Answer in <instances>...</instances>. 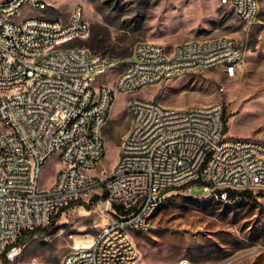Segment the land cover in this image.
Wrapping results in <instances>:
<instances>
[{
	"label": "built area",
	"instance_id": "obj_1",
	"mask_svg": "<svg viewBox=\"0 0 264 264\" xmlns=\"http://www.w3.org/2000/svg\"><path fill=\"white\" fill-rule=\"evenodd\" d=\"M222 1L248 24L264 13V0ZM49 6L0 0V264L22 253L25 231L48 226L62 208L84 204L104 185L113 214L59 264H137L132 231L151 226L170 189L200 184L225 198L264 192V141L229 136L222 103L171 106L136 94L214 68L235 76L247 55L243 40L193 38L172 49L142 40L130 58L110 57L80 44L92 28L81 5L67 21L46 16ZM115 70L113 83L99 81ZM120 94L131 96V126L112 169L97 174L104 127ZM52 158L59 167L43 185Z\"/></svg>",
	"mask_w": 264,
	"mask_h": 264
},
{
	"label": "rangeland",
	"instance_id": "obj_2",
	"mask_svg": "<svg viewBox=\"0 0 264 264\" xmlns=\"http://www.w3.org/2000/svg\"><path fill=\"white\" fill-rule=\"evenodd\" d=\"M48 1L45 15L65 21L81 5L92 28L80 44L110 57L130 58L142 40L168 49L193 38L228 35L243 40L247 55L235 76L214 68L146 86L136 94L157 97L171 106L220 102L229 136L264 141V13L248 24L238 18L231 3L222 0ZM117 71L102 75L99 81L113 83ZM130 97L116 98L104 127L106 154L97 174L111 170L119 157L131 126ZM59 163L57 158L47 162L43 185L51 183ZM107 199L104 185L87 204L67 208L54 226L23 244L22 253L11 264H59L113 214L100 208ZM132 237L139 249L137 264H264V192H229L225 198L206 193L200 184L170 189L151 226L132 231Z\"/></svg>",
	"mask_w": 264,
	"mask_h": 264
},
{
	"label": "trees",
	"instance_id": "obj_3",
	"mask_svg": "<svg viewBox=\"0 0 264 264\" xmlns=\"http://www.w3.org/2000/svg\"><path fill=\"white\" fill-rule=\"evenodd\" d=\"M84 204H87L86 202H84ZM89 206V205H88ZM115 208L117 209V211L119 213L122 214H126L129 213L131 210L126 211L124 210V208L122 206L119 205H115ZM67 209V207L62 208L56 215L53 216L51 223L44 227V228H38V229H34V230H28L25 231L18 239V243L19 244H25L29 239L33 238L36 234H38L39 232H45L47 231L50 227L54 226L56 224V222L60 219L63 211H65Z\"/></svg>",
	"mask_w": 264,
	"mask_h": 264
},
{
	"label": "bare ground",
	"instance_id": "obj_4",
	"mask_svg": "<svg viewBox=\"0 0 264 264\" xmlns=\"http://www.w3.org/2000/svg\"><path fill=\"white\" fill-rule=\"evenodd\" d=\"M100 208L102 209V210H104V211H108L109 210V204H108V202H103V203H101L100 204ZM86 239H85V241L88 239V236L87 237H85ZM134 239V238H133ZM81 240H83V239H81ZM80 240V241H81ZM79 241V242H80ZM85 241H83V242H85ZM79 242H77V243H79Z\"/></svg>",
	"mask_w": 264,
	"mask_h": 264
}]
</instances>
